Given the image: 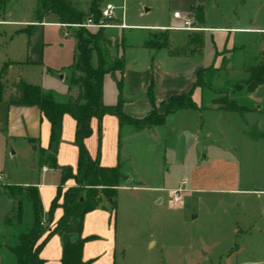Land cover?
<instances>
[{
    "label": "crops",
    "instance_id": "1",
    "mask_svg": "<svg viewBox=\"0 0 264 264\" xmlns=\"http://www.w3.org/2000/svg\"><path fill=\"white\" fill-rule=\"evenodd\" d=\"M69 2L71 3V1ZM91 2L92 0H90L86 11L74 8L78 12L88 14ZM106 2L107 0H104L100 4L101 7L108 5ZM8 3L9 0H0V12L6 13L4 16H0V27L14 26L18 29L10 31L8 36L6 31H4L3 35L0 36L1 41L5 44L0 50V72L4 70V76L10 78L9 75L12 71L21 69L12 76L13 81L18 82L21 79L25 84L33 85L34 82H32L31 77L33 70L41 68L45 62L50 64L47 59L51 56V50L54 49L57 53L64 50L65 54L67 52L64 46L65 41L58 37H50V35H48V38L46 37V28L60 29L64 38L72 36V29H70V26L59 23L58 18L50 13L43 14L36 20H33L32 16L27 20L8 19ZM244 7L246 6L241 8ZM199 9H201V12ZM38 11L37 3L33 12ZM195 11L200 13L198 15L195 14L194 17L192 15L190 18L193 19L195 26L200 31L192 32V34L209 33L215 49L212 64L214 68L219 69L222 64V57L219 56L221 53H224V55L230 54V59L227 62V66H229H225V69L230 72L228 76L223 74L225 77L232 76L235 72L243 74L245 69L254 66L261 59L263 60L260 62H264V52H260L258 56L254 55L250 60L237 57L244 47L238 42L236 35L233 36L234 34L264 33V28H254L252 26V19L248 21L247 26L210 27L206 25L204 7L202 5L191 6L188 13ZM175 12L177 11L173 13ZM113 18L121 22V24L117 25V28L132 30L129 27H136L135 29L141 32L139 42L134 45L125 44L122 53L124 62L121 92V97L124 101L123 114L135 121L149 116L153 111L157 115H162L165 111V102L168 99L188 93H191V99L198 109L177 111L166 116L163 124L141 130H137L132 125L120 126L115 116H104L100 122L92 119L90 122L92 134L85 140V147L89 155L93 159L98 157L102 167L111 168L120 163L121 173L128 178L130 183H134V188H144L157 194L167 192L168 199L169 192L180 187L184 189L183 196H189L190 192H214L230 197L231 201L236 205V214L234 216V226L229 230V237H233L234 241L238 239L240 243L234 245L231 250H227V254L221 256L220 260L223 259L224 264H264V97L259 101L255 99L254 104L247 106L240 105L234 100V98L239 99L241 97H248L253 100L264 89V85L259 86L254 93L249 94L245 90L232 93L234 94L232 96L234 97L233 100L239 106L249 110L243 117L234 112H222L212 109L209 105L212 97H209L207 105L203 107L201 102L198 101V99H201L202 89L201 87H196L195 83L197 73L205 69V67L201 66V64L194 66L192 72L187 75L183 67L190 57L200 55L204 46L195 51L194 47L189 45L186 39L183 42V47L191 48L192 53L195 51L191 56H172L165 51L166 49L156 50L143 46L146 38L144 34L148 31L187 32L177 29L181 27L177 26L178 19L173 18V24L170 26H129L122 23L123 21L118 19L114 13ZM222 39L224 40L223 42ZM202 40L205 45L204 39ZM76 52L77 47L74 51L72 48L70 55H68L69 59L67 58L68 62L56 68L57 74L63 69L72 71ZM237 58L242 60L239 67L235 65ZM7 64L11 65L7 67ZM180 65L183 66L180 68L182 70H176ZM69 77L70 73L68 77L63 75L59 79L69 84ZM49 78L53 80L54 77L49 76ZM12 83L10 85L6 83L7 91H14ZM72 89V91L67 93L66 100L68 97H76L77 89L74 87ZM42 90L46 92L44 89ZM149 90H151L152 101L149 98ZM116 100V89L108 100L105 99L103 84V104L113 106ZM191 114L198 115L197 125L190 132L191 134L185 136L189 133L188 129L190 128L184 123ZM182 122L183 124L179 128V123ZM176 126L179 128L178 131H180L181 136L175 162V166L178 169H174L178 177H175V181L171 186H167V188L165 186L167 184L164 174L169 171L166 168V150L163 156L162 154L157 156V173H159L160 177L157 183L155 181L150 182V178H145V175L149 177L148 173L141 176L135 170L134 175L130 174L128 167L134 164L133 155L129 151L131 144L144 142L145 144H150L148 148L152 149L155 147L154 149H156V145L162 142L163 132L168 130V127H170V130L172 128L176 129ZM75 128V121L70 116L64 115L62 118V137L56 156L58 168H48L41 164L40 151H47L48 148L50 137L49 122L35 106L8 105L6 100L0 102V142H2V146L9 144L12 147H17L19 143L25 144L33 152L30 159H33L35 168L38 165L42 174L41 181L18 185L8 182L7 176L0 172L5 179L4 185L5 187L17 186L23 189L28 187L36 188L41 202L42 215L45 217L48 216L57 188L61 186L67 189L74 186L73 180H67L62 184L63 172L61 169L71 168L73 171L76 169L78 151L74 145ZM254 129L261 135V138L254 139L251 137ZM153 140H156V144H154ZM177 155L179 158H177ZM189 156L193 157V162L191 158L188 160L190 162L189 166L184 167L182 164L186 162ZM43 168H46L47 171L44 172ZM182 168L186 172L183 171V173L179 170ZM188 170L191 171L189 176L186 174ZM250 171H255L254 173L258 174L257 181L254 182L249 178ZM47 174H50V177L47 178ZM181 174L183 176L179 177ZM47 179H49L48 182H46ZM2 188L0 187V189ZM124 189L127 188H118V190ZM0 195L8 197L14 203L11 211L13 212L14 208L16 209L19 198H11L4 191ZM160 196L158 194L155 198L157 205L162 203ZM23 203L31 205L27 199H23ZM109 209L112 210L111 204ZM109 209L101 204L100 207L86 214L83 219L81 233L73 237L74 241L91 236L94 237L93 240L84 244L82 252L83 263L114 264L115 233L113 225H111ZM11 215H5V220L9 217H14V215ZM61 215L62 210L60 208L56 209L48 225L50 227L55 226ZM20 225L13 222L10 226L18 227ZM31 225L25 232L31 228ZM19 234L21 232L16 233L11 241L6 239L7 236H0V264H16L15 257L9 252L8 247L16 245ZM62 248V240L54 235L43 246L39 257L46 264H60Z\"/></svg>",
    "mask_w": 264,
    "mask_h": 264
},
{
    "label": "rangeland",
    "instance_id": "2",
    "mask_svg": "<svg viewBox=\"0 0 264 264\" xmlns=\"http://www.w3.org/2000/svg\"><path fill=\"white\" fill-rule=\"evenodd\" d=\"M69 1H71L73 7L84 11L87 10L90 2V0ZM106 3L115 8L113 13L117 18L129 26H170L173 24L174 11L184 17H192V15L194 17L195 14L198 15L201 12V9H199L200 12L188 13L189 8L202 5L204 7L206 25L210 27L247 26L248 21L252 19L254 28H264V0H107ZM36 4L37 0H9L7 4L8 19L27 20L31 16L33 20L39 19L43 14L41 11L33 12ZM243 6L246 7L241 8ZM103 8H105V5L103 7L100 5V9L102 10ZM5 14V12H0V16ZM177 23V26H182L180 20ZM110 24L113 26L112 28L104 29V33L110 39V43L102 44L103 51L107 53L108 62L122 55L125 44L134 45L139 42L141 34L135 29L136 27H129L132 30L117 28V25L121 24V22H118L115 18H112ZM70 27L72 36L69 38H64L60 29L46 28V37L48 38V35H50V37H58L65 41L64 46L67 52L65 54L64 50L58 53L54 49L51 50V56L47 59L50 64L45 62L44 66L34 69L33 74H31L33 85H38L46 93L52 94L57 102H65L67 93L73 89L68 82L59 79L63 75L68 77V74L71 73L70 70L66 71V69H63L59 74L55 70L58 66L68 62V55H70L72 48L74 51L77 47L76 36L80 35L85 39L88 36L81 31V28ZM16 29L18 28L14 26H2L0 27V36L3 35L4 31H6L8 36L10 31ZM85 31L96 33L98 29L87 28ZM162 33H164V30L146 32L144 34V37H146L145 42L154 44ZM190 35L194 34L192 32L167 31L168 47L165 51L183 53L186 56L193 55L191 48L183 47V42L186 39L188 40ZM235 35L237 40H239L238 42L244 47L237 57L250 60L254 55L258 56L260 52H264V33L234 34L233 36ZM198 37L205 41L203 51L197 57H190L184 67L180 65L176 70H182L180 68L183 67L187 75L192 72L194 66L201 64V66L205 67L207 70L206 75L203 77L204 79L201 78L205 86L201 87V99H198L203 107L207 105L209 97L221 93L233 99L234 97L232 96L234 94L232 93L234 91L231 86L238 81H242L245 78L244 74L235 72L232 76L225 77L218 68H214L212 65L215 49L209 33H199ZM3 45L5 44L0 39V50ZM219 56L222 57L225 68L230 59V54L224 55V53H221ZM241 59L237 58L236 67L240 66ZM260 61L256 64L258 65ZM94 62L93 59V64ZM20 70L15 69L12 71L9 75L10 78H6L3 74L1 77L2 82L10 85L13 82L12 76ZM49 76L54 77L53 80ZM103 81L105 99L108 100L116 88L108 75H105ZM263 97L264 89L253 100L248 97L234 98V100L240 105L247 106L254 104L255 99L259 101ZM197 116L196 114H191L188 120L185 121L184 124H187V127L190 128L188 129L189 133L185 136L191 134L190 132L197 125ZM152 121H155V118H152ZM182 124L183 122L179 123V128ZM179 128L176 126L177 130L173 128L170 130V127H168V130L163 132L162 142L156 145V149H154L155 147L152 149L148 148L150 144L146 143V145L144 142L133 143L130 149L127 147L134 158V164L128 167L130 174L134 175L135 170L141 176L148 173L149 177L145 175V178H150V182L155 181L157 183L160 179L159 173H157V156L161 154L163 156L166 150V168L169 171L164 174L167 184L165 186L166 188L171 186L175 181V177H178L174 169H178L175 166V162L181 138L180 131H178ZM153 142L156 144V140H153ZM32 153L23 143H19L17 147H12L9 144L3 147L2 142H0V172L7 176L8 182L21 185L42 180L39 166L37 165L34 169L31 168L33 159H30V156ZM177 158H179L178 155ZM190 159L193 162V157L189 156L182 165L188 167L190 164L188 160ZM179 170L186 172L183 168ZM254 172L250 171L249 178L255 182L258 180V174ZM186 174L189 176L191 171L188 170ZM182 176L181 174L179 177ZM48 177H50V174H47ZM4 186L2 187L4 188ZM121 187L127 189L117 191L114 209H109L110 202L108 203L106 199L102 201V204L110 210V221L115 233L114 264H224L223 259L220 260L221 256L227 254V250H231L234 245L240 243L238 239L234 241L233 237H229V230L234 226L235 222L236 205L228 196L214 192H190L189 196H183L180 207H171L167 192L158 193L161 195L162 203L157 205L155 202L157 193L144 188H134V183L132 182L129 185L127 182H122ZM3 188L0 189V193H3ZM64 190L63 188L62 191ZM13 205L14 203L8 197L0 195V236H7L6 239L9 241L13 239L16 233L25 232L33 224L31 205L29 206L26 203H23L22 225L13 227L5 224L4 216L9 214L13 216L15 214V208L11 212ZM47 219L48 216L42 215L41 221L44 223L42 228H44L45 232L54 227V225L51 227L48 225Z\"/></svg>",
    "mask_w": 264,
    "mask_h": 264
},
{
    "label": "trees",
    "instance_id": "3",
    "mask_svg": "<svg viewBox=\"0 0 264 264\" xmlns=\"http://www.w3.org/2000/svg\"><path fill=\"white\" fill-rule=\"evenodd\" d=\"M103 1L92 0L87 15L78 12L67 0H37V3L42 14H54L59 23L72 26L83 25L88 19L93 24L100 23L102 20L100 4ZM110 22L108 21V23ZM79 28L88 36L86 39L80 35L76 36L77 52L69 77V86L77 89L76 97H68L65 102H57L50 93L44 92L38 86L25 84L21 79L18 82L13 81L12 88L14 91H7L6 83L1 82L4 70L0 72V102L6 100L8 105L35 106L50 124L47 151H40V161L43 166L58 168L56 156L62 137L63 116H70L76 123L74 135V145L78 151L76 169L75 171L71 168L61 169L63 172L62 184L70 179L75 184L64 191H62L61 186L57 188L47 220L48 222L51 220L54 211L58 208L62 210V215L52 229L45 232L42 228L44 226L41 225L42 207L36 188L22 189L17 186H4V192L8 196L19 198L14 217L7 218L5 224L12 225L13 222H16L20 225L22 223L23 199H27L31 204L33 213L31 228L18 235L14 247H8L9 252L15 257L16 264H46L39 257V253L54 235L58 236L63 244L60 264H90L83 263L82 252L84 244L93 240L94 237L75 241L73 237L81 233L84 216L100 207L103 199L110 201L111 208H115L118 188L121 187L122 182L128 181V178L120 171V163L111 168L102 167L98 157L93 159L89 155L85 147V140L92 134L90 126L92 119L100 122L104 116H115L120 126L132 125L137 130H141L163 124L166 116L177 111L198 109L191 99V93H188L168 99L165 102V111L162 115H157L153 111L149 116L137 121L125 116L122 112L124 101L121 97L124 70L123 55L108 62L109 59L107 53L102 49V44H109L110 39L104 33V28H99L96 33L85 31L87 28ZM167 31L165 30L154 44L145 42L143 46L156 50L167 49ZM188 44L194 47L195 51L204 46L203 40L198 38V35H190ZM169 53L172 56L185 55L183 53H179L180 55L174 52ZM11 64H7V67ZM224 65L225 63L222 62L218 70L228 76L230 71L226 70ZM206 71V69H202L197 73L196 87L205 86L201 78L204 79ZM243 74L245 78L231 86V89L234 92L245 90L249 94L254 93L259 86L264 85V62L248 67L243 71ZM105 75L110 77L117 91V100L113 106H106L102 101ZM149 98L152 101L151 90H149ZM209 105L216 111L234 112L240 117L249 112L248 109L239 106L236 101L223 93L212 97ZM152 118H155V121H152ZM251 137L254 139L261 138V135L254 129Z\"/></svg>",
    "mask_w": 264,
    "mask_h": 264
},
{
    "label": "built area",
    "instance_id": "4",
    "mask_svg": "<svg viewBox=\"0 0 264 264\" xmlns=\"http://www.w3.org/2000/svg\"><path fill=\"white\" fill-rule=\"evenodd\" d=\"M114 7L110 4L106 5L105 8H103L101 10V14H102V20L100 21V23L98 24H93V22L88 19L86 21L85 24L83 25H72V27H83V28H112L113 26L108 23V21H111L113 18V12H114ZM173 18L174 19H178L182 22V26L180 28H177L178 30H182V31H187V32H198L200 31L199 28L195 27V22L193 21L192 18L186 16H182L180 13L175 12L173 13ZM43 171H47L46 168H43ZM5 184V179L2 173H0V187H2ZM183 193H184V189L183 188H178L175 190H172L169 192V203L170 205L173 206H180L183 200ZM41 225H44V223L42 222Z\"/></svg>",
    "mask_w": 264,
    "mask_h": 264
},
{
    "label": "water",
    "instance_id": "5",
    "mask_svg": "<svg viewBox=\"0 0 264 264\" xmlns=\"http://www.w3.org/2000/svg\"><path fill=\"white\" fill-rule=\"evenodd\" d=\"M31 168H35V163H34V161H32V163H31ZM127 184L129 185L130 184V181H127Z\"/></svg>",
    "mask_w": 264,
    "mask_h": 264
}]
</instances>
